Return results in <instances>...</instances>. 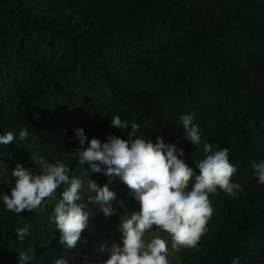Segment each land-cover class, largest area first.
Returning a JSON list of instances; mask_svg holds the SVG:
<instances>
[{
  "label": "trees",
  "instance_id": "obj_1",
  "mask_svg": "<svg viewBox=\"0 0 264 264\" xmlns=\"http://www.w3.org/2000/svg\"><path fill=\"white\" fill-rule=\"evenodd\" d=\"M31 31L62 44L66 55L54 61L41 55L25 42ZM245 94L253 101L240 107ZM185 114H193L213 151L228 149L237 168L232 181L242 191L236 198L219 188L209 194L214 213L207 231L197 248L175 253L179 264H264V185L251 168L264 161V0H0V135L16 136L0 144V264H28L21 252L29 264L107 259L83 247L88 229L76 247L60 243L51 217L63 185L42 208L6 210L2 197L15 184L18 164L38 172V157L61 161L74 177L76 129H83L87 147L92 138L128 139L136 122L138 136L175 144L198 174L205 154L185 138ZM114 116L129 127H112ZM24 128L29 134L21 141ZM109 183L118 213L111 219L139 210L118 177ZM81 195L86 210L87 192ZM25 226L19 242L14 230Z\"/></svg>",
  "mask_w": 264,
  "mask_h": 264
},
{
  "label": "clouds",
  "instance_id": "obj_2",
  "mask_svg": "<svg viewBox=\"0 0 264 264\" xmlns=\"http://www.w3.org/2000/svg\"><path fill=\"white\" fill-rule=\"evenodd\" d=\"M180 123L185 138L205 154L196 163L198 174L180 158L183 150L175 144H166L159 136L155 143L143 135L138 136L140 125L136 122L130 125L128 139L108 136L107 142L102 143L92 138L88 140L87 147H83L87 139L83 129H76L80 147L72 151L73 158L82 166L87 164L90 172L103 173L109 182L118 177L139 204V211L119 215L121 244L101 245L100 251L108 254L104 264H169V247L165 237L171 239L173 254L182 248H197L214 213L209 194L216 193L219 188L236 198L242 191L241 185L232 181L237 168L229 160L228 149L213 151L211 143L202 142L201 132L193 123V114L182 115ZM111 126L123 131L129 123L114 116ZM28 134L26 128L22 129L19 139L25 140ZM14 139L16 136L8 131L0 135V144L11 143ZM35 164L39 166L38 172L19 164L12 171L15 184L10 194L2 197L6 210L19 214L42 208L56 199L57 189L65 186L54 205L51 219L60 232V243L68 249L74 248L88 222V213L81 203L85 197L81 195L83 182L70 177V168L61 161L49 163L38 157ZM251 168L258 183L264 185V161L252 162ZM86 173L88 175V171ZM87 190L90 193L88 201L99 205L105 217L118 215L113 208L116 194L108 184L98 186L89 179ZM14 231L17 240L23 242L28 227ZM20 259L29 264L30 256L21 252ZM55 264L65 262L59 259ZM233 264L237 261L234 260Z\"/></svg>",
  "mask_w": 264,
  "mask_h": 264
},
{
  "label": "rangeland",
  "instance_id": "obj_3",
  "mask_svg": "<svg viewBox=\"0 0 264 264\" xmlns=\"http://www.w3.org/2000/svg\"><path fill=\"white\" fill-rule=\"evenodd\" d=\"M30 47L39 52L41 55L47 57L48 59L54 61L57 59H62L66 55V50L62 44L58 43L54 39H50L40 34L39 32L31 31L25 41ZM253 101V96L250 94H245L238 99V105L240 107L248 106ZM234 105V103H233ZM222 108H226V105H222ZM221 111L220 107L218 112ZM217 110L211 109V114L216 115ZM217 112V113H218ZM258 143H254L257 145ZM88 171V175L86 173ZM74 177L82 180L84 185V190L87 192V195L90 193L87 190L89 179L95 181L98 185L100 177L103 180L104 185H110L108 177L103 173H92L89 170V166L84 164L83 166L79 164ZM94 195V193H93ZM88 213V222L84 230H89L91 236L83 241V247L92 254L95 255H106L108 258L107 252H101V245L110 247L112 243L121 244L122 233L119 231V218L111 219L110 217H105L100 211L99 205L87 201L86 210ZM139 211V210H138ZM153 231H156L153 229ZM169 264H179V258L177 255L169 251L168 256Z\"/></svg>",
  "mask_w": 264,
  "mask_h": 264
}]
</instances>
